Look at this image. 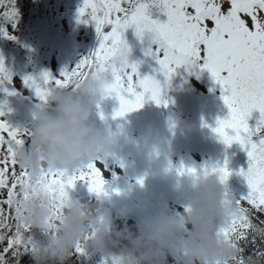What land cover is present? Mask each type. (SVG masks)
<instances>
[{"label":"rangeland","instance_id":"obj_1","mask_svg":"<svg viewBox=\"0 0 264 264\" xmlns=\"http://www.w3.org/2000/svg\"><path fill=\"white\" fill-rule=\"evenodd\" d=\"M150 14L151 18L157 22H168L167 15L160 8L154 12H151L150 9ZM53 20L52 17H49V21ZM42 28L43 26H38V29ZM43 30L46 33L56 30L54 34L56 38L41 37L43 38L41 41L45 39L47 42L43 46L31 50L26 49L28 46L21 40L14 41L16 35L13 32L9 31L2 36L4 40L3 46L0 47V59L4 61V66L8 70L7 74L11 77L12 83L9 84L7 80L0 81V90L4 87L1 92L0 110L5 112V116L8 118L7 123L19 131H31L35 126L33 114L24 112L26 105H38L40 107L43 105L35 102L37 98L35 91L24 86L23 81L31 76L21 73L17 66L10 68V65L18 59L28 60L31 62V64L29 63L31 68L36 70L41 66L43 71L47 69L46 73L56 75L55 78L59 79L60 73L74 70L83 59L87 58V53L92 54L91 51H95L97 46L95 42L98 39L95 36L96 25L91 20L77 36H70L73 48L67 40H65L66 47L57 45L59 34L56 23L48 24ZM128 34H131L130 39L126 40L131 48L128 57L129 63L140 65L141 77L151 76L160 81L163 87V100L168 103V107L157 106L150 97H147L140 110L129 113L123 118H114L115 113L120 108V103L115 97L105 98V90L100 106L93 112L91 124L96 129L107 127L109 130L105 129L110 137L112 131L121 133L117 140L118 143L126 144L133 149H153L154 144H156L157 151L159 147L163 148V154L160 155L161 161L146 160L142 162L128 149H121L120 153L123 159L119 165H115L109 160H94L84 170L75 174L55 172L42 167L43 174L34 179L30 172L21 166L16 150L19 149L26 154L39 158L42 166L44 165L43 158L48 153L25 143L10 142L9 151L11 155L20 169L27 173L29 181L33 184L51 176L76 180L79 175L86 173L89 169L101 167L104 170L102 177L97 171L98 180H103V191L99 194L90 191L85 182H77L71 188H64L63 186L53 188L44 185L35 190L22 188L14 200L20 222L26 228L27 225L31 226L32 217L27 213L25 207L29 204H36L40 209H45L46 205L49 206L50 216L46 222V236H24L26 247L22 248L21 251L27 250L41 254L42 257L46 256L48 252H53L52 245L53 243L55 245L60 227L66 219V213L71 208L80 206L81 215H89L99 212L96 205H104L112 208L111 228L108 233L110 244L113 243V246H110V252L104 254L93 251L92 245L98 233L92 224H89L87 232L76 243L72 251H77L85 264H123L124 253L130 251L133 244L139 242L135 237L139 235V228L145 220L157 216L164 209L171 211L176 216L191 212L189 204L184 199L187 186L180 178L189 181L211 179L219 185L225 216L216 222L215 239L224 245L227 244L228 238L224 233L231 231L233 224L240 215V209L235 201L245 196L249 191L245 177L240 175L241 171L247 172L249 168L247 152L239 143H233L231 146L221 145L215 141L210 142L207 136L198 133H195L196 136L193 138L178 136L184 118L188 116L190 111L194 113L191 116L193 123H216L219 120L229 119L231 113L224 103L225 93L211 73L206 70H190L187 67H181L176 70L171 80H168L160 71L156 59L148 55L149 50L154 51L157 47L152 43L151 34L146 33L143 40L136 35V32H132L131 28L124 33V36H128ZM6 40L13 42H6ZM79 40H81L80 43ZM14 43L18 44L19 47ZM99 47L100 45L96 49ZM51 51H54V59L57 57L55 55L62 54L60 56L61 64L58 60H55L53 64L54 59L50 64L49 52ZM79 51H81V56L77 54ZM74 80H79L81 85L85 83L82 82L81 78ZM39 81L43 83V77L39 78ZM71 85L72 83L66 88H53L50 93L52 96L61 92L66 93ZM9 92L13 94L9 95ZM102 116L103 118H101ZM261 119V114L258 111L253 112L249 119L250 127H257ZM162 126L164 130H162ZM25 139L28 140L29 138L25 137ZM198 140L207 143L202 144V147L217 151L216 155L214 154L217 163H221L222 167L227 165L228 170L232 173L227 184L222 183L220 176L212 171L217 168L216 162H210V159L204 158L203 154L192 148V144ZM181 146L189 147V149L178 148ZM151 156L156 157L154 154ZM165 161L171 169L166 174L163 166ZM204 164H212V166L202 169ZM193 169H195V173L192 172ZM141 180L143 184L140 183ZM121 211L129 213L124 220L120 218ZM97 222L102 226L105 224L102 216H99ZM181 235L185 241L191 242V226L189 225L188 229L183 231ZM130 236L132 237L131 240ZM118 246H120L119 249ZM101 259L103 260L101 261ZM166 264H187V247L185 246L183 252H177L174 248L169 250Z\"/></svg>","mask_w":264,"mask_h":264},{"label":"snow or ice","instance_id":"obj_2","mask_svg":"<svg viewBox=\"0 0 264 264\" xmlns=\"http://www.w3.org/2000/svg\"><path fill=\"white\" fill-rule=\"evenodd\" d=\"M13 2L0 0V16L15 18ZM150 6L164 11L168 22L153 20ZM80 16L95 23L102 38L99 49L74 70L63 72L59 79L45 73L43 83L29 77L23 81L24 86L32 88L39 101L46 102L51 89L66 88L74 79L107 76L111 83L105 98L115 97L120 103L114 118L140 110L147 97L157 106L168 107L160 81L151 76L141 77L140 65L129 63L131 48L124 33L130 28L136 30L141 40L146 33L151 34L157 47L149 50L148 55L156 59L168 80L181 67L210 72L222 87L224 103L231 113L229 119L218 121L214 132L228 146L239 143L249 159L248 171L240 173L249 191L236 199L240 215L231 231L224 235L240 251V264H248L252 259L244 255L249 245L257 250L256 259L264 262V0H149L147 3L86 0ZM4 80L12 83L0 59V81ZM256 111L262 119L252 128L249 119ZM4 116L5 112L0 110V264H14L21 249L26 247L24 234L28 231L14 206L20 190H35L42 185L71 188L77 182H85L90 191L99 194L103 191V180H98L97 171L102 177L104 170L89 169L76 180L51 176L33 184L9 151L10 142L24 144L30 134L27 130L13 129ZM212 171L224 184L232 175L227 165Z\"/></svg>","mask_w":264,"mask_h":264},{"label":"clouds","instance_id":"obj_3","mask_svg":"<svg viewBox=\"0 0 264 264\" xmlns=\"http://www.w3.org/2000/svg\"><path fill=\"white\" fill-rule=\"evenodd\" d=\"M108 81L90 80L79 86L76 94L61 92L54 94L49 105L34 112L35 126L32 129L34 145L48 153L44 165L39 158L17 149L21 166L35 179L40 177L42 167L55 172L75 174L86 168L92 161L99 160L112 152L113 142L107 132L96 129L92 115L102 101ZM185 201L191 208L190 213L176 216L164 209L157 216L145 220L135 237L138 243L124 253L123 264H166L169 250L183 252L187 247V264H230L234 253L215 239L216 222L225 216L219 185L211 179L190 181ZM32 217L30 224L40 230L46 229L50 211L46 205L40 209L36 204L26 205ZM98 213L81 215V207L74 206L66 213L60 227L54 251L49 255L63 260L67 258L78 241L87 232L89 224L97 230L93 251L110 252L109 229L111 228L112 208L96 205ZM129 213L120 212L126 219ZM99 216L104 218L102 226ZM225 222H227L225 220ZM191 226L192 239L187 242L182 232ZM130 240L132 237H129Z\"/></svg>","mask_w":264,"mask_h":264},{"label":"trees","instance_id":"obj_4","mask_svg":"<svg viewBox=\"0 0 264 264\" xmlns=\"http://www.w3.org/2000/svg\"><path fill=\"white\" fill-rule=\"evenodd\" d=\"M54 0H14L13 2V6H15L17 8V15L20 18L21 22L23 23V25L26 27L27 25H31L32 21H35L36 25L40 24L43 25V19L46 17L45 15L47 8H49V6L51 4H53ZM86 0H65L63 2H58L59 6H65L66 9H68L67 11H69V13L71 12L76 20L81 19L83 22H86V20L84 19V17H81L78 13H80V9L83 8L84 4H85ZM64 3V4H63ZM153 8H157L155 6H153ZM71 21L74 20V17H71ZM1 26V25H0ZM132 32H136V30L134 28H131ZM95 33H97V31H95ZM98 34V33H97ZM5 33L3 30L0 31V39H1V43H0V47L3 46V38L2 36H4ZM99 35V34H98ZM30 38H32L33 40L35 39L34 35L30 34L29 35ZM131 34H128L127 36H124V38L126 40L130 39ZM102 39V38H101ZM6 42H8L6 40ZM81 42V40H79V43ZM96 42V40H95ZM98 47L99 44H96ZM19 47V46H18ZM95 47V51H91L92 54L94 52H96L98 50V48L96 49ZM71 48H73V46L71 45ZM63 53V52H62ZM79 56H81V51H79V53H77ZM91 53H87V57H90V55H92ZM62 54H60L59 56H57L54 60H53V64L55 60H58L59 63L61 64L60 61V56ZM31 64V62H29L28 60H24V59H18L15 60V62L13 64H11L10 66L14 65L18 67V70L21 73L24 74H29L31 76V78L35 79L37 82L39 81V78H41L43 75L39 72H37V70H35L33 67H28V64ZM20 64V65H18ZM62 66V65H61ZM65 68V67H63ZM150 68V67H149ZM152 71H155L154 69L150 68ZM62 73H60L61 75ZM51 75V74H50ZM54 78L56 77V75H51ZM59 77V76H57ZM41 83V81H39ZM77 86L76 81L72 82V85L69 88V92L73 91V89ZM5 89H7V87H5ZM66 91V92H68ZM1 93V90H0ZM5 94V93H4ZM3 94V96H4ZM52 97L51 93H48L47 96V100L46 102H41L39 101L38 97L36 98L35 102L41 104V105H46L50 98ZM194 113H192L193 115ZM27 232L24 234V236H29V235H34V236H46L47 231L45 230H40L34 226H30L27 225ZM229 243V249L234 253V259L230 261V264H240V261L238 259V257L240 256V251L235 247L234 243L229 239L228 241ZM110 246H113V243L110 244ZM120 246H118L119 249ZM78 250V249H77ZM52 251H54V243L52 245ZM256 249L249 245L244 252V255L246 257H250L252 259L248 260V264H264V262L257 260L256 259ZM52 252H48V254L44 257H42L41 254L38 253H33L31 251H20L19 256L16 257L14 259V264H85L82 260H81V256L78 254L77 251H71L67 258H64L63 260L56 258L52 255H49ZM103 259H101L102 261Z\"/></svg>","mask_w":264,"mask_h":264}]
</instances>
